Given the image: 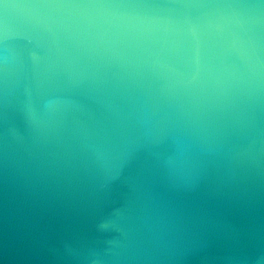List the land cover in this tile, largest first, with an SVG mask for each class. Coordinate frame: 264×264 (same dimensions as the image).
Segmentation results:
<instances>
[{
	"label": "clouds",
	"instance_id": "obj_1",
	"mask_svg": "<svg viewBox=\"0 0 264 264\" xmlns=\"http://www.w3.org/2000/svg\"><path fill=\"white\" fill-rule=\"evenodd\" d=\"M3 264H264V0H0Z\"/></svg>",
	"mask_w": 264,
	"mask_h": 264
},
{
	"label": "water",
	"instance_id": "obj_2",
	"mask_svg": "<svg viewBox=\"0 0 264 264\" xmlns=\"http://www.w3.org/2000/svg\"><path fill=\"white\" fill-rule=\"evenodd\" d=\"M0 264H3L2 251H0Z\"/></svg>",
	"mask_w": 264,
	"mask_h": 264
}]
</instances>
